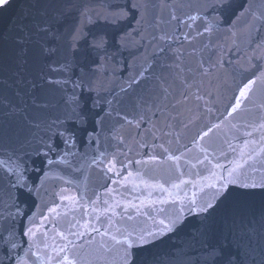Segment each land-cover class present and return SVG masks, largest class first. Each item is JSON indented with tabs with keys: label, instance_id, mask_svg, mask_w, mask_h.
<instances>
[{
	"label": "water",
	"instance_id": "1",
	"mask_svg": "<svg viewBox=\"0 0 264 264\" xmlns=\"http://www.w3.org/2000/svg\"><path fill=\"white\" fill-rule=\"evenodd\" d=\"M232 2L233 8L222 15L219 30L211 33L204 32V26L220 14L208 7L212 0H12L10 7L0 12V159L11 152L23 156L39 147V140L46 138L47 127L64 119L73 91L82 100L98 98L97 111L103 109L100 111L103 128H97L87 147L82 142L75 149L78 154L86 153L87 164L81 167L78 155L68 158L73 168L56 165L40 188L38 198H29L33 211L34 204H40L45 214L47 207L59 205L62 216L55 220L64 229L67 221L75 223L73 216L96 227L107 225L109 218L117 227L150 224L146 215H137L136 209L129 205L161 199V192L145 187L141 179L148 184L165 183L168 179L167 172L174 162L167 160L169 153L164 148L176 155L185 153L180 161L185 173L182 178L198 179L188 173L200 171L207 175L204 168L197 165L191 169L184 161L195 163L193 156L202 157L200 147L211 145L212 156L227 165L228 160L236 158L244 140H260V131L246 125L259 124L264 117V81L257 79L264 71V18L256 19L252 15L262 17L264 0ZM134 4L138 7H133ZM248 6H251L249 12L241 16ZM121 10L127 15L116 22L103 19L109 12ZM81 13L93 19V23L84 24L88 40L93 35L106 34L110 57L107 65L101 71H96L94 64L89 65L83 88L74 90L71 82L63 86L50 84L49 79L67 80L71 76L72 81H77L81 76L79 67L71 73L59 70L68 55L62 37L80 24ZM172 15L178 19L173 20ZM189 16L197 19L191 21ZM37 25L51 27L61 38L36 34ZM198 32L203 34L197 35ZM25 33H32V42L21 53L15 41ZM125 35L128 42L121 47L117 41ZM37 41L55 51L40 55ZM95 60L100 63L99 57ZM49 66L58 70L52 71ZM250 79L256 80L251 92L240 109L229 116L240 88ZM89 84L98 91L89 92ZM213 124L220 127L201 140L200 134ZM246 132L252 135L246 136ZM229 143L236 152L229 149ZM185 148L192 151L185 152ZM213 148L217 150L213 152ZM220 151L226 158L220 156ZM100 153L105 156L101 157ZM51 155L56 159L55 154ZM151 156L157 159L152 161ZM92 157H99L96 164L91 163ZM113 157L120 175L106 169ZM33 159L36 166L41 165L40 159ZM255 167H261L259 157ZM129 172L133 177L126 181L124 177ZM60 176L71 182L65 183ZM62 189L65 197H76L77 204L85 208L77 206L68 212L70 201L60 199ZM185 190L188 195L194 191L191 185ZM12 195L8 180L0 178V214L15 211L5 207L10 205ZM105 200L109 204L119 202L115 216L111 211L103 212L108 207ZM91 201H96L99 213L92 211ZM154 207L169 209L171 205L157 203ZM142 212L157 215L147 203ZM262 213L264 206L258 196L227 208L222 206L214 216V237L201 238L199 222L190 220L184 228L140 251L138 264H203L206 246L225 235L242 264H264ZM128 215L133 217L132 221L127 219ZM56 226V222L46 225L49 230ZM4 227L7 221L0 219V229ZM93 236L96 241L101 239L95 233L70 239L88 248L86 241ZM57 243L63 241L57 237ZM26 247L24 238L18 250L20 255Z\"/></svg>",
	"mask_w": 264,
	"mask_h": 264
},
{
	"label": "snow or ice",
	"instance_id": "2",
	"mask_svg": "<svg viewBox=\"0 0 264 264\" xmlns=\"http://www.w3.org/2000/svg\"><path fill=\"white\" fill-rule=\"evenodd\" d=\"M12 0H0V12L6 11L10 7ZM232 0H212L208 7L220 14L209 20L204 26V32L211 33L219 30L222 22L223 13L228 12L233 8ZM133 7H138L133 5ZM251 6L245 7L241 12V16L249 12ZM127 13L123 10L113 11L106 14L103 19L107 22H116L126 16ZM254 18L255 13L252 14ZM82 19L80 24L73 27L62 38L65 46L68 49V55L60 64L59 70L71 73L75 68L79 67L81 76L77 81H72L71 76L67 80H48V83L57 85H66L69 82L73 84V89L83 88L85 78L88 76L89 65L94 64L96 71L105 69L107 61L110 57L107 56L106 46L108 39L106 34L101 33L93 35L91 40H88V33L84 30L85 23H93V19L87 13H81ZM173 20H177V16L172 15ZM189 20L195 21L197 16H189ZM239 17H237V20ZM233 25L236 23L234 20ZM191 25H189L190 27ZM36 34L43 36H51L60 39L59 33H54L49 26H36ZM203 33H197L202 35ZM41 37V41L43 40ZM32 33H25L18 36L15 41V47L20 49V52H26V46L32 42ZM162 39L166 37H161ZM128 37L121 36L117 43L121 47L126 46ZM40 44L39 54L48 55L55 51L53 48H48L44 43L37 41ZM104 53V55H101ZM19 55V53H17ZM99 57L100 63H96L95 58ZM52 71L58 69L49 66ZM41 80L44 79L41 75ZM258 80L264 81V71L257 77ZM256 80H248L239 90V95L235 97V104L229 116L240 109L242 101L248 97L252 90V86ZM123 91V89H121ZM88 91H98L93 89L89 84ZM69 110L63 120H57L53 125H49L45 130L46 138L42 137L39 140V147L32 149V153H25L23 156L16 152L7 154L5 158L0 159V178L8 180L10 188L14 195L11 196L10 205L6 208L15 209V211H7L0 214V219H6L7 227L0 229V264H97L98 261H104V264H138L139 252L149 245L161 240L165 236L172 234L184 228L190 220L199 222V235L203 239L215 236L214 231V216L218 209L222 206L227 208L233 204L246 202L250 198L260 197L262 206H264V117H261L259 124H248L246 127H252L254 130H259L260 140H244L239 148V153L236 158L228 160L227 165L220 163L219 158L213 157L209 151L211 145L200 147L202 153L192 157L195 163L191 160H185L184 163L190 165L191 169L197 168L200 165L207 172V175H202L200 171L188 173L190 176H195L198 179H183L185 173L181 170L180 161L185 153L176 155L170 152L168 148H164L165 153H169L167 160L174 162V167L167 172L168 179L165 183L148 184L141 179V183L145 187L155 188L161 192L162 197L159 201H141L140 205H129L136 209L137 215H146L151 222L145 223L143 226L122 225L115 226L111 218L107 225L101 224V227H96L94 223L76 220L73 216L67 221V228H61L59 222L55 220L61 217L62 213L58 211L59 205L47 207V214L42 211L40 204H34L35 211L29 206V198H38L39 190L43 183L49 177L50 172L58 164L66 165L68 168H73L69 157L76 158L79 155L81 167L87 164L86 153L78 154L75 149L82 142L87 147L88 142L96 134L97 128H103L104 117L100 115L97 108L100 106L98 98L80 99L73 91V94L68 98ZM111 105V101H108ZM111 113H106L110 115ZM39 127V125H37ZM220 125L213 124L202 132L199 138L203 140L208 137L213 129H218ZM233 128L236 125H232ZM246 136H251L252 132H246ZM58 141V142H57ZM227 143V141H225ZM195 144V140L193 141ZM258 145V146H257ZM232 152L237 150L228 144ZM213 148L212 151H216ZM192 150L185 148V152L190 153ZM51 154H55L56 159H53ZM100 156H105V153H100ZM220 156L226 158V154L220 151ZM33 157L40 159L41 165L36 166ZM260 158L261 167H255L257 158ZM99 157H92L91 163L96 164ZM157 158L151 156L150 160L155 161ZM215 160V162H214ZM250 161L252 163H250ZM102 162V161H101ZM115 157L108 162L106 169L108 172L120 173L116 170ZM136 163H141L137 161ZM91 166V165H88ZM74 171L78 169H73ZM42 173V174H41ZM139 177L140 173H136ZM35 177V178H34ZM133 177L131 172L124 179L127 181ZM64 180L65 183L71 181L66 180L63 176L58 177ZM116 183V181H113ZM167 184V187L165 186ZM187 185H191L194 191L191 195L185 190ZM134 187L136 185L134 184ZM61 190L60 199L69 200L70 206L67 211L71 212L77 206L85 208V205H78L76 197H65ZM184 192L181 196L180 192ZM151 195V193H150ZM107 208L104 213L109 211L115 216V207L119 206V202L109 204L104 201ZM145 203L153 206V211L157 215H151L147 212H142ZM159 204H170L169 209L154 207ZM92 211L99 213V209L95 207L96 201H91ZM85 210V215H87ZM63 215H67L65 212ZM99 219V216L97 217ZM129 221L133 220L131 215L127 216ZM39 221V222H38ZM57 223L56 227L49 230L46 225L49 223ZM261 224L264 225V213L261 215ZM6 233V234H5ZM85 233H95L101 237L99 241L95 240V236L86 241L89 246L85 248L84 244H77L70 237L77 239L85 236ZM57 237L63 243H57ZM24 238L27 240V247L23 249V255L19 254V249ZM203 264H242L237 254L231 250V244L228 237L225 235L222 239H217L216 243L208 244L205 248Z\"/></svg>",
	"mask_w": 264,
	"mask_h": 264
}]
</instances>
